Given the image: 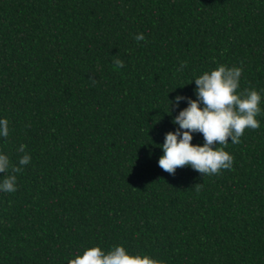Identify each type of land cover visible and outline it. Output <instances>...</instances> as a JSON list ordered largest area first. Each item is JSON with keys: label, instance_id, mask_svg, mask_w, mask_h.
Segmentation results:
<instances>
[{"label": "trees", "instance_id": "trees-1", "mask_svg": "<svg viewBox=\"0 0 264 264\" xmlns=\"http://www.w3.org/2000/svg\"><path fill=\"white\" fill-rule=\"evenodd\" d=\"M221 64L260 93V128L215 145L231 169L169 174L161 145L188 106L171 101L196 99ZM0 119V154L31 157L0 191V264H68L95 246L264 264V0H0Z\"/></svg>", "mask_w": 264, "mask_h": 264}, {"label": "clouds", "instance_id": "clouds-1", "mask_svg": "<svg viewBox=\"0 0 264 264\" xmlns=\"http://www.w3.org/2000/svg\"><path fill=\"white\" fill-rule=\"evenodd\" d=\"M139 43L145 40L143 33L135 36ZM123 67V62L117 60ZM181 67H184L182 64ZM242 69L219 65L215 69L205 71L195 79L196 99L177 95L171 105L179 106L181 100H188V106L173 119L179 127L176 131L166 133L165 142L161 145L163 155L159 159V167L169 174H175L177 168L190 165L194 170L205 175H218L222 169H231L234 157L223 147L231 138L233 144L240 143L246 129H259L261 95L254 89L238 92ZM203 103V107H201ZM172 111V108H171ZM171 111L169 114H171ZM193 133H202L203 145L193 144ZM9 136V121L0 119V137ZM25 145L19 151L24 152ZM31 157L23 155L18 164H13L6 154H0V173L4 178L0 181V191L15 192L16 173L30 163ZM196 190L200 191L199 183ZM68 264H161L160 261L144 255L129 254L125 247L114 246L107 254L99 246L86 249L82 255H76Z\"/></svg>", "mask_w": 264, "mask_h": 264}]
</instances>
